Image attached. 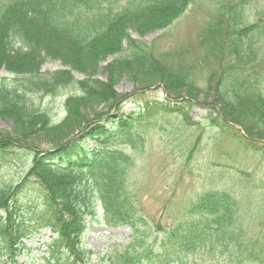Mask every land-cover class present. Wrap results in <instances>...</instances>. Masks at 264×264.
I'll return each mask as SVG.
<instances>
[{
    "label": "rangeland",
    "instance_id": "rangeland-1",
    "mask_svg": "<svg viewBox=\"0 0 264 264\" xmlns=\"http://www.w3.org/2000/svg\"><path fill=\"white\" fill-rule=\"evenodd\" d=\"M120 4H113V8ZM218 18L224 19L225 24H217ZM213 23L217 34L220 28L225 33L222 47L214 57L210 55L211 45L202 42ZM127 27L132 38L147 45L149 60L156 66L150 71L133 63L119 66L115 62L119 58L116 51L106 52L103 45L88 52L69 49L66 52L70 56L65 60L69 65L63 66L54 58L42 63V74L70 69L69 77L65 75L66 84L44 94L22 88L20 85L25 83L20 82L29 71H22L25 68L16 62L9 63L0 54L1 81L7 88L18 84L25 92L27 109L33 110H26L30 113L23 116L0 112V133L18 134L37 150L49 149L79 132V118L93 110H103L98 97L126 96L105 109V113L142 116L136 120L134 130L144 144L137 151L127 145L119 148L132 157L126 170V188L141 228H146L147 242L179 221L194 219L188 214L189 206L211 191L225 192L234 198L237 219L246 237H254L259 232L255 227L264 230V141L256 150L248 147L243 126L233 122L239 119L238 115L230 121L223 112L234 115L232 108L237 107L251 120V109L245 111V105L239 106L238 96L248 98L259 93L264 98V0H190L165 27L146 29L140 23ZM235 47H239L238 52ZM79 69L87 71L82 73ZM84 74L93 81L88 84L93 88V96L76 102V118L67 119L65 101L81 95L78 81L87 79ZM94 80L99 81L98 85ZM142 110L147 113L144 115ZM40 116L50 118L52 124H46L50 128L42 125ZM31 152L19 145L8 148L0 163L2 182L16 184L26 174ZM43 207L44 193L29 179L16 196L15 209L20 215L17 216L31 219ZM96 207L99 211L100 207ZM90 221L81 236L83 247L90 252L84 262L110 264L113 252L122 251L131 240V227ZM234 222L238 223L236 219ZM51 236L48 228H41L24 241L26 249L15 261L6 255L0 260L6 264H55L46 259V244ZM206 242L194 257L181 258L176 253L170 256L183 259L185 264H264V258L262 263L238 260L227 245L222 249L229 251L224 259L226 255L218 256L222 247L216 236ZM237 251L235 248L233 252Z\"/></svg>",
    "mask_w": 264,
    "mask_h": 264
},
{
    "label": "trees",
    "instance_id": "trees-1",
    "mask_svg": "<svg viewBox=\"0 0 264 264\" xmlns=\"http://www.w3.org/2000/svg\"><path fill=\"white\" fill-rule=\"evenodd\" d=\"M120 2L0 0L2 59L16 62L20 68H25L22 71H29L20 82L25 83L20 85L22 88L28 87L30 92L44 94L66 84L70 69L42 74V63L54 58L67 66L65 60L70 54L66 50L69 49L75 53L88 52L103 45L107 48L106 52L116 51L119 58L114 61L120 63L119 66L133 63L144 71H150L148 69L156 66L149 60L147 45L131 37L127 24L140 23L146 29L165 27L190 0H125L122 5ZM118 3L120 6L113 8V4ZM216 21L223 24L225 20L218 18ZM207 30L210 32L203 36L202 42L211 45L210 55L214 57L222 47L225 33L220 28L217 34L214 23ZM234 49L239 51V47ZM120 54L125 57L121 58ZM11 66L14 67V64ZM79 70L82 73L87 71ZM84 75L87 79L78 81L81 95L70 96L65 101L67 119L76 118V102L93 96V88L88 85L93 81L90 75ZM94 82L96 85L99 83L98 80ZM21 87L15 84L7 88L0 79V112L23 116L33 111L27 109L25 92ZM125 97L115 94L98 97L103 110H93L92 114L79 118L76 127L79 132L49 149L37 150L33 143L18 134L0 133V163L10 147L19 145L32 150L31 164L16 184L4 183L0 178V257L6 255L15 261L18 254L26 249L24 240L38 234L41 228H48L52 232L46 244L48 261L85 264L84 260L90 252L83 247L81 236L90 220L94 219L103 225L131 227V240L122 251L113 252L110 264H185L183 259L175 260L170 254L176 253L181 258L194 257L198 250L205 248L206 240L212 236L217 237L222 247L217 251L218 256L226 255L224 259H227L229 251H222L227 245L238 260L244 258L246 262L262 263L263 228L255 227L259 232L254 237H246L237 219V202L225 192L202 194L187 210L194 219L179 221L161 230L160 237L155 236L150 243L147 242L146 228H141V221L134 212L126 188V170L132 157L119 148L127 145L137 151L144 144L142 136L134 130L136 120L142 116L105 113ZM238 101L239 106H246L245 111L251 109V120L249 115L237 111V107L236 110L232 108L234 115L227 116L225 112L223 115L230 121L236 119V115L243 119L242 123L238 118L233 122L243 126L248 139L240 137L248 147L256 150L260 141H264V98L256 93L248 98L238 96ZM166 102L170 108V101L166 99ZM143 112L144 115L147 113ZM46 124H52L49 117L42 118V125ZM29 179H33L44 193V209L31 219H20L15 209L16 196ZM96 206L100 207V214ZM235 219L238 222L236 225ZM235 248H238L237 252H233ZM0 264L6 263L0 260Z\"/></svg>",
    "mask_w": 264,
    "mask_h": 264
}]
</instances>
